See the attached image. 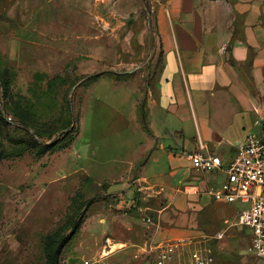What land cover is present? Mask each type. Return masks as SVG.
Returning <instances> with one entry per match:
<instances>
[{
    "label": "rangeland",
    "instance_id": "374dc122",
    "mask_svg": "<svg viewBox=\"0 0 264 264\" xmlns=\"http://www.w3.org/2000/svg\"><path fill=\"white\" fill-rule=\"evenodd\" d=\"M159 1L0 0V264H49L46 238L68 235L69 221L58 264H153V242L224 230L215 264H264L239 224L248 204L220 205L203 188L180 192L177 208L164 194L178 178L140 172Z\"/></svg>",
    "mask_w": 264,
    "mask_h": 264
},
{
    "label": "crops",
    "instance_id": "0c3cea01",
    "mask_svg": "<svg viewBox=\"0 0 264 264\" xmlns=\"http://www.w3.org/2000/svg\"><path fill=\"white\" fill-rule=\"evenodd\" d=\"M157 14L162 60L147 92L145 152L137 154L146 153L139 168L153 174L150 181L178 178L177 192L164 195L169 205L183 208L180 192L194 200L225 179L222 172L208 177L197 171L186 154L202 142L204 153L228 160L264 118V0H160ZM186 120L195 124L193 142L182 127ZM167 142L174 144L171 152ZM234 142L226 157L221 149ZM123 185L110 191H123Z\"/></svg>",
    "mask_w": 264,
    "mask_h": 264
},
{
    "label": "built area",
    "instance_id": "2783aa9c",
    "mask_svg": "<svg viewBox=\"0 0 264 264\" xmlns=\"http://www.w3.org/2000/svg\"><path fill=\"white\" fill-rule=\"evenodd\" d=\"M226 47L223 44L221 49L224 51ZM258 125L246 135L235 155L228 160L219 154L204 153L202 142H199L198 150L187 153L186 157L197 171L225 175L219 186L206 190L213 200L248 204L247 209L239 212V224L250 231L249 250L264 261V118ZM144 188L150 187L140 186L139 191ZM225 231L214 236L201 233L162 240L144 249L149 252L153 264H215L213 243L222 239Z\"/></svg>",
    "mask_w": 264,
    "mask_h": 264
},
{
    "label": "trees",
    "instance_id": "16d2710c",
    "mask_svg": "<svg viewBox=\"0 0 264 264\" xmlns=\"http://www.w3.org/2000/svg\"><path fill=\"white\" fill-rule=\"evenodd\" d=\"M89 204H91L89 202ZM71 227V232L68 235L61 236L59 232L48 235L45 241V254L46 259L49 264H58L59 255L68 242V240L74 234V231L77 229V226H71V222H68Z\"/></svg>",
    "mask_w": 264,
    "mask_h": 264
}]
</instances>
